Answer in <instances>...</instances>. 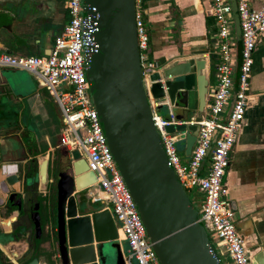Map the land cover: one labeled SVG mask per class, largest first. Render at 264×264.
<instances>
[{
	"label": "water",
	"instance_id": "95a60500",
	"mask_svg": "<svg viewBox=\"0 0 264 264\" xmlns=\"http://www.w3.org/2000/svg\"><path fill=\"white\" fill-rule=\"evenodd\" d=\"M227 1L237 71L238 18L235 0ZM82 9L91 26V45L84 71L90 102L158 264H223L199 221V210L181 188L167 161L148 104L149 93L154 100L166 102L172 109L186 110L189 91L194 86L197 112L202 113L207 92L204 60H188L154 71L147 78L146 89L136 45L135 0H82ZM234 80L233 91L236 77ZM233 91L224 120L232 107ZM184 128L187 133L183 154L187 156L198 126ZM167 131L171 132L172 128L168 127ZM58 155L54 208L50 212L43 211L41 220L35 203L27 218H19L17 235L23 237L30 229L34 240H44L41 251L48 262L44 264H124L109 209L102 204L98 211L91 208L94 204L89 202L87 191L95 183L94 174L87 170L76 150L68 154L61 149ZM34 161L35 177L26 172L22 174L20 169L18 175L8 176L5 183L21 185L20 177L23 176L26 185L36 179L38 190L45 183L48 159L37 162L34 158ZM54 170L56 172L55 166ZM83 195L86 200H77ZM6 199L12 203V208L15 207V214L21 212L22 201L15 193L8 194ZM229 205L233 213L232 202ZM3 209L13 212L8 207ZM249 263L264 264L263 252L249 253ZM25 264L40 263L33 257Z\"/></svg>",
	"mask_w": 264,
	"mask_h": 264
},
{
	"label": "built area",
	"instance_id": "2783aa9c",
	"mask_svg": "<svg viewBox=\"0 0 264 264\" xmlns=\"http://www.w3.org/2000/svg\"><path fill=\"white\" fill-rule=\"evenodd\" d=\"M67 20L52 39L45 56L0 55V69L24 71L52 97L61 115L59 147L68 154L76 150L87 170L94 174L95 183L88 188L91 204L108 208L117 232L127 246L124 264H158L135 205L113 163L105 137L88 94L85 62L91 45V26L82 12V0H63ZM239 25V64L235 76V47L230 7L227 0H208L207 14L212 20L215 58L212 76L214 84L207 89L203 111L197 120L179 121L166 102L154 100L148 93L151 121L178 183L185 194L201 195L199 221L208 233L213 247L222 249L228 264H250L249 253L239 236L222 182L229 165L231 149L238 136L248 103V80L252 53L257 38L264 33V5L252 8L250 0H235ZM135 35L140 62L148 47V34L141 10L135 0ZM141 66V64H140ZM153 71L141 74L147 78ZM58 88V90H57ZM234 92L228 117L222 116ZM166 108L165 118L159 115ZM197 125L189 155L184 156L186 125ZM183 125L182 129L175 127ZM172 131L168 132L167 128ZM213 139V142L211 143ZM182 143L180 157L176 145ZM96 186V187H95ZM218 255V254H217Z\"/></svg>",
	"mask_w": 264,
	"mask_h": 264
},
{
	"label": "crops",
	"instance_id": "0c3cea01",
	"mask_svg": "<svg viewBox=\"0 0 264 264\" xmlns=\"http://www.w3.org/2000/svg\"><path fill=\"white\" fill-rule=\"evenodd\" d=\"M142 13L148 34V47L144 59L140 62L145 71H158L179 62L194 59L204 60L203 73L210 91L214 84L212 71L215 58L212 20L207 14L208 0H136ZM252 8L264 5V0H250ZM61 13L52 6V0H0V55L45 56L52 46V39L63 27ZM55 34L52 35L53 31ZM236 70L235 76L236 77ZM31 75L24 71L0 69V144L20 142L27 151L24 140L35 142L34 122L47 123L49 114L44 102L31 82ZM264 33L256 41L252 53V65L248 80V103L244 112L241 127L231 149L229 165L223 183L227 187V198L232 202L234 224L244 247L250 254L262 251L264 254ZM235 81V80H234ZM40 87V86H39ZM186 109L197 111L195 87L189 91ZM227 109V108H226ZM185 109H172L179 121L185 118ZM226 111V110H225ZM178 117L182 119H178ZM224 119V114L222 116ZM31 123L33 125H31ZM46 130L42 129L46 143L45 151L37 146L14 164H0L1 221H10L9 226L0 224V237L7 239L1 247L5 257L7 250L25 251L21 238L14 236L11 226L15 221L14 208L5 211L2 207L11 192L19 191V184L8 186L5 179L18 175L19 167L26 161L38 157H49L51 152L59 151V142L55 146L47 145ZM11 151V149H9ZM29 150V149H28ZM38 153L35 157L32 154ZM19 164V167H18ZM3 186V187H2ZM40 189V187L38 188ZM90 189L87 195L92 193ZM201 202V199H200ZM200 205V203H199ZM8 208L10 205H6ZM5 206V207H6ZM200 207V206H199ZM102 209L101 204L95 209ZM81 215V214H79ZM11 227V228H10ZM51 227L49 231H51ZM29 236V237H28ZM27 237L30 239L29 232ZM34 239V238H33ZM119 244L124 242L119 237ZM37 241H34V244ZM40 242V241H39ZM38 242V245H39ZM34 255L38 263H45L42 247L38 246ZM121 253H122V248ZM123 258L127 257V250ZM227 258V257H226ZM228 261V259H227Z\"/></svg>",
	"mask_w": 264,
	"mask_h": 264
},
{
	"label": "rangeland",
	"instance_id": "374dc122",
	"mask_svg": "<svg viewBox=\"0 0 264 264\" xmlns=\"http://www.w3.org/2000/svg\"><path fill=\"white\" fill-rule=\"evenodd\" d=\"M61 1L63 2V0H52V6L63 15V10L61 7ZM62 25H64V24H62ZM55 32H56V30L53 31L52 35H54ZM30 80L34 84V86H37L36 87L37 93L41 96V99L44 102V108H45L46 112L49 114L48 115L49 119H48L47 123H43V124L40 123L38 117L33 121L30 120V122H34V126L32 128H33V134H34V138H35V142H33V146L32 147L30 146V147H31V149H33L34 146H37L40 149H44V146L46 145V143L42 139L45 136V134L42 133V129L47 131L46 132L47 145L55 146L59 142V135H60L61 128H62L60 112L58 110V107L54 103L52 97L48 94L47 90H45L42 87H39L36 79L33 76H31ZM57 90H58V88H57ZM158 113L160 116H162L164 118L165 114H166V108L161 107L158 110ZM200 115H201V113H198L197 111H192L191 109H186V111H185L186 120H191V119L197 120V119H199ZM31 125H33V124L31 123ZM28 141H29V139H28ZM3 144H5V143H2V145H0V155L3 156V158H0V164H2V163L3 164H10V165L14 164L13 162L20 160L24 155H28V153L30 151L28 149L26 151V149H24V147H22L20 145V142L18 143L14 140L8 142V146L3 145ZM27 146H29V145H27ZM182 147H183L182 143L176 145V148L178 149L180 157H182V154L180 152L182 150ZM9 149H11V151ZM56 152L57 151L51 152L49 154L48 159L52 160V158L54 157ZM45 157H46L45 155L38 157L39 158L38 162L41 161L42 159H44ZM182 158L184 160L187 159L186 157H182ZM50 165H51V161H49V164H48V173L49 174H51V172H50L51 166ZM223 180H222V182H223ZM2 193H4V192H3L2 188L0 187V196ZM84 194H85V192H84ZM187 196L191 198L192 204L195 207V209L199 210V206H200L199 203H200L201 195L197 192H191V194L187 193ZM78 199H79V197H77V200ZM99 205L100 204L92 205L91 208L96 209ZM2 218H4V216L0 214V219H2ZM115 225H116V227L118 226L117 223H115ZM118 233H119V237H122V235L119 231H118ZM212 243L214 244V241ZM120 247L122 248V253L125 255L126 250H127L126 243L121 242ZM217 254H218V256H219V258L223 264H228L227 258L224 255L222 249H217Z\"/></svg>",
	"mask_w": 264,
	"mask_h": 264
},
{
	"label": "flooded vegetation",
	"instance_id": "af4514ba",
	"mask_svg": "<svg viewBox=\"0 0 264 264\" xmlns=\"http://www.w3.org/2000/svg\"><path fill=\"white\" fill-rule=\"evenodd\" d=\"M61 7L63 10V15L61 14V22L65 23L67 20L65 11L63 9V5H62V1H61ZM59 151L56 152V154L54 155V157L51 159H48V164L49 161H51V165H53V167H56V172L53 169V171L51 172V174L48 173V164H47V171H46V178H45V183L40 187V189L37 190L36 187V179L35 181L31 184V185H26V180L23 179V176L20 177L21 179V185L19 184V191L18 192H11V193H15L16 194V198L20 199L22 201L21 203V212L15 214V221L14 224L11 228V232L12 234H14V236H11L10 238H17L19 237L17 235L18 230H17V225L19 223V218H22V216H25L26 218L32 213V209L34 208V204L37 203L38 204V213L39 215L42 217L43 215V211H51L54 208V202H55V192H56V182H57V165H58V157H59ZM0 158H3L2 155H0ZM57 164V165H56ZM19 167V166H18ZM35 168H37L36 164L33 163V159H30L28 161H26L23 165L20 166L19 169L22 170V174L24 172L27 173V175L30 174V172H32V170ZM25 174V173H24ZM36 174V173H35ZM35 177V175H34ZM79 200L83 201L86 200V197L83 196H79ZM6 205H12V203H9L6 199V203L3 207H5ZM40 206V209H39ZM2 207V208H3ZM7 207V206H6ZM15 209V207H14ZM25 217H23V219H26ZM9 222L10 221H1L0 224L4 225V226H9ZM29 234H30V239L27 237V235H23V237H19L21 238V240L24 242L25 244V251L22 252L21 254H19L18 250H7L6 253L8 256L12 257L11 259H8L7 257H5V255L3 254L1 247L5 246L8 242L7 239H4L2 237H0V264H25L27 263L29 260H31L33 257H35L37 260V256L34 255V250L36 249L38 242L39 245L38 246H42V243L44 242L43 239L37 241L34 244V240L33 239V234L31 233L30 229H29ZM25 239L27 240L25 242ZM47 258H45V263H48ZM50 264V263H49Z\"/></svg>",
	"mask_w": 264,
	"mask_h": 264
},
{
	"label": "trees",
	"instance_id": "16d2710c",
	"mask_svg": "<svg viewBox=\"0 0 264 264\" xmlns=\"http://www.w3.org/2000/svg\"><path fill=\"white\" fill-rule=\"evenodd\" d=\"M23 143H24V145H26L27 149L30 148L29 150L31 151V147L33 146V141H30V140H29V141H28V140H24ZM27 145H29V146H27ZM30 146H31V147H30ZM34 147H35V146H34ZM44 151H45V147H44V149H41L40 154H43ZM36 155H38L37 152H35L34 154H32V157H35ZM33 163L36 164L35 161H34V158H33ZM53 169H54V167H53V165H52V166H51V170H50V172H52ZM35 173H36V168L34 167V169L32 170V172H30L29 176H34ZM9 208H11V206H9ZM39 209H40V206H39ZM10 211H11V209H10ZM42 219H43V217L41 218V220H42ZM43 225H44V222H43Z\"/></svg>",
	"mask_w": 264,
	"mask_h": 264
}]
</instances>
